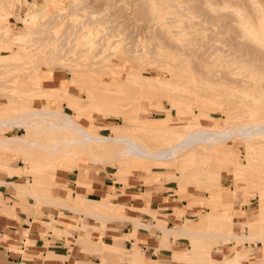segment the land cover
Listing matches in <instances>:
<instances>
[{
	"label": "rangeland",
	"instance_id": "obj_1",
	"mask_svg": "<svg viewBox=\"0 0 264 264\" xmlns=\"http://www.w3.org/2000/svg\"><path fill=\"white\" fill-rule=\"evenodd\" d=\"M19 1L0 0V25L5 24L8 28L7 32H0V55H4L0 58V126L8 119H16L38 109L58 108L72 114L78 124L94 135L109 136L118 128H125L128 137L150 150L161 152L195 129H221L227 125L244 124L241 119H249L250 122L264 119V92H254V88L248 90L249 96L255 94L259 98L256 100L239 96L232 80L227 81L230 87L226 86L224 79L229 63L235 72L236 64L221 61L225 57L221 56L223 51L229 53V50H234L224 44L228 33L221 31L224 28L218 18L231 15L229 11L233 9L235 12L234 8L238 5H242L246 14L253 17L249 0H246L249 9L245 0H205L208 4L202 0H163V3L153 0V6H148L145 0H75L79 3L73 9L69 8L71 0ZM259 2L264 6V0ZM214 6H218L219 11L228 12L221 14L217 10L218 15L214 10L216 7L212 8ZM31 9L36 12L26 17ZM57 9L68 14L67 17L48 21L51 14L58 12ZM212 12L214 16L217 12V18L211 19ZM232 18L229 16L226 20H233L234 23L237 18ZM49 22L52 23L49 25ZM78 24L82 25L80 30L77 29ZM74 30L79 32L74 35ZM64 32L70 37L76 36V39H66ZM87 33L90 35L84 38ZM221 34L225 35V39L221 38ZM50 36L59 37L65 44L64 38L67 40L68 46L63 45L58 57L65 56L72 62L64 58L65 62L61 59L64 64L59 63L61 57L56 56L58 61L55 58L45 61V57L42 58L45 52L37 49L40 56L36 49L33 51L32 47L42 41L38 39L45 41ZM89 38L95 42L94 47L82 44ZM34 41L36 43L33 44ZM69 42L75 43V46ZM59 47L58 50L61 49ZM67 47L74 48L70 51ZM220 48L225 49L221 52ZM226 48L229 50L226 51ZM81 49L84 51L81 52ZM76 52L79 53L77 56ZM71 54L77 57V62L74 57L75 62L68 56ZM247 73L252 76L250 80L255 87L256 84H264L263 70L256 74ZM237 75L231 74L233 78ZM169 77L173 81L177 77V83H169ZM38 80L40 89L36 84L37 90L33 83ZM29 86H32L30 90ZM242 112L244 118H240ZM13 135H20L26 143L17 147L12 144L0 147V173L23 181L11 182L17 188L18 198H32L35 204H53L59 210V219L51 217L46 223L54 234L68 235L79 231L78 237L90 238L87 220H93L95 227L91 228L101 233L107 222L136 220L124 215L125 210L133 207L127 208L120 203V196L132 180L142 184L139 186L141 191L146 188V192L141 194L143 198L149 197L151 189H169L178 201L187 200V206L176 210L180 223L170 229L182 227L199 231L201 237L206 233L202 239L180 233L164 234L165 226L156 218V212L141 210L155 221H137L152 225L144 228L151 232L160 228L162 243L169 246L172 240V243L183 241L188 245L183 251L188 256H174L175 260L185 264H210L209 257L216 264H223L225 260L237 264V253L243 250L246 253L243 264H257L259 259H263L264 264V135L253 137L251 141L239 136H220L212 143L190 144L180 149L176 158L156 160L137 156L118 143H110L103 149L82 145L70 148L57 146V143L67 141L77 133L56 130L45 124L0 128V139ZM248 142L254 144L251 161L248 160ZM64 153L69 157L66 154L67 158L62 161L60 157ZM142 158L149 163L140 160ZM236 164L242 166L243 172L233 171ZM59 165L72 172L75 168L79 185L88 186L93 175L105 177L110 184L105 196L111 193L110 200L114 205L99 207V202H108L86 197L84 202H79V194L73 198L69 196L67 201L54 198L51 186ZM19 166L20 174L10 176L9 172ZM120 185L123 187L117 189L116 186ZM57 200H65L69 206L56 205ZM74 200L75 206L70 205ZM188 210L191 215L187 214ZM66 212L72 216V220H67L73 222L70 225L61 222ZM99 212L112 220L95 217ZM60 224L70 227L69 230L64 226L60 230ZM132 224L134 226V222ZM228 232L232 236L227 239L207 235ZM86 240H83L84 245ZM76 242L79 243L78 240ZM228 244L233 245L231 251L228 254L220 252V246H231ZM74 261L67 264H74Z\"/></svg>",
	"mask_w": 264,
	"mask_h": 264
},
{
	"label": "crops",
	"instance_id": "obj_2",
	"mask_svg": "<svg viewBox=\"0 0 264 264\" xmlns=\"http://www.w3.org/2000/svg\"><path fill=\"white\" fill-rule=\"evenodd\" d=\"M13 136L19 137L20 135ZM12 145L18 146L15 143ZM140 160L149 163V160L145 158ZM61 166L56 168L54 183L51 186V193L54 198L59 197L67 200L69 196L73 198L79 194L81 200L79 202H84V197H86L90 200L107 201L109 205H114L110 200L111 193L105 196L109 190L108 186H110L105 177L93 175L88 186L87 184L79 185L76 182V178H78L76 169L73 168L72 172ZM9 180L23 183L20 178H12L4 172L0 173V264H67L73 259L75 260L74 264H185V262L174 259V256L177 257L176 255L188 256L187 253L183 252L188 246L185 245V242L172 243L170 240L169 246H167L161 241L162 230L160 228L151 232L150 229L144 228H150L152 225L148 226L146 223L137 221L138 219L154 223L155 219L150 214L141 212V210H150L156 212V218L162 222L161 224L165 228L174 227L175 224L180 223L181 218L177 216L176 210L182 209L188 203L187 200L178 201L175 193L169 189L166 191L151 189L149 197L143 198L141 194L146 192V188L141 191L139 186L142 184L130 180L131 183L125 188V193L123 195L119 193L121 195L120 203L127 208L133 207L131 210H125L124 215L136 220L111 221V217L100 212L102 217L98 218L111 222H107V227L101 233L98 229L91 228L95 227L93 220H87V230H89L91 237L86 238L91 241L85 243L87 245L85 246L83 240L86 238L78 237L79 231H73L72 234L68 235L54 234L46 223L50 221L51 217L58 220L60 217L59 210L49 204H35L32 198H18L17 188L11 183H6ZM116 187L121 189L123 186ZM55 202H59V200ZM120 203L116 205H121ZM73 204L75 206V200L70 205ZM189 212L188 210L187 214L191 215L192 213ZM71 218L72 216L66 212L61 222L70 225L73 222L67 220ZM133 222L136 231H134ZM63 226L60 224L59 229L62 230ZM64 228L69 230L70 227L64 226ZM179 228L182 227L171 229H174L176 233L195 238L200 235L199 231H189L183 228L186 231L183 232ZM237 237L245 238L241 235H237ZM98 240L101 241L93 242ZM232 247L233 245L228 247L221 245L219 250L228 254L227 252L231 251ZM251 248L255 247L251 246ZM237 254L240 259H245L246 253L243 250L238 251ZM216 256L219 257L220 255ZM208 261L210 264H216L215 260H211L209 257ZM262 262L263 259H259L257 264H263ZM223 264L236 263L225 260Z\"/></svg>",
	"mask_w": 264,
	"mask_h": 264
},
{
	"label": "bare ground",
	"instance_id": "obj_3",
	"mask_svg": "<svg viewBox=\"0 0 264 264\" xmlns=\"http://www.w3.org/2000/svg\"><path fill=\"white\" fill-rule=\"evenodd\" d=\"M71 1L72 2H70V3H72V4H70V5H72V6H70L69 8H72L73 6H76L77 3H79V1H77L76 3H75V0H71ZM203 1L207 3V1L202 0V2ZM26 2H27V0H26ZM51 2H52V0H51ZM145 2H146V4L148 6H153L154 5V1L153 0H145ZM157 2L158 3H163V0H158ZM228 2H230V1H228ZM246 2L247 1L245 0V3ZM248 3H250L249 6H251L250 12L251 13L253 12L252 14H254L253 17H249L246 14V9L244 7H241L242 5L241 6H239V5L238 6H235L236 7V8H234L236 10L235 12L232 11L233 9L232 10L230 9L231 12L229 11V13H231L232 16L230 14H228V15L227 14L226 15H221L223 12L225 14L228 11H226V10H225L226 12L223 11V10L222 11H219L220 8L217 9L218 6H214L212 8H215L216 7V9H214V10L215 11L218 10L221 13L220 14L221 15L220 18H218L219 21H221V23H220V24H222L221 27L224 28L221 31H223V33L226 31L228 33V37L226 39L224 37L225 35L223 36L221 34L222 35L221 38H224L225 39V41H224L225 43L222 41L224 39H221V41L225 45L226 44L229 45L230 48L231 49L233 48V50H234V52H233L232 50H229L228 49L229 50V53L228 52L225 53L223 51L225 48H223L222 50H221V48L219 49L221 52L223 51L222 53H224V54L221 53V56L223 55V57L225 56L224 59L226 58V60H224V59L221 60L223 58L222 57L220 60L221 61H232L234 64H236V65H234V70L237 69L236 72L233 71V69H231V65L232 64L230 65V63L228 62L229 63V66L228 67H230V68H227L228 70L226 69L225 72H224V79H225V82L227 84L226 86H230V85H228V82L227 81L228 80L229 81L232 80L231 82H233L234 83V86H235L233 88L237 91V93H238L239 96H242L244 98L246 97V98H248V100H256V99H259V98L255 94H252V95L249 96L247 94V91L254 88V92L262 93V92H264V84L259 83V84H256V87H255V83H253V81L250 80V78L252 76L251 75H247L248 74L247 72H250V73H253V74L255 73L256 74V72H258V71H260V72H262V70L264 71V6H262V4L259 2V0H249ZM19 4H20V1H19ZM219 4H221V3H219ZM32 5L34 6L35 4L32 2ZM247 6H248V4H247ZM249 6H248V9L250 8ZM44 7H45V4H44ZM78 7H79V4L77 5L76 8H78ZM209 7L210 6H208L207 9L210 11L211 10V7H210V9H209ZM227 8H228V6H227ZM204 9L206 10V8H204ZM228 10H229V8H228ZM35 12H36V10H34V9L33 10L31 9L30 11L28 10L27 11V14L25 16L26 17L32 16ZM217 12H215V16H216V13ZM219 12L217 13L218 15H219ZM213 13L214 12H212V16H210L211 19L212 18L213 19L214 18H217L218 15L215 17ZM67 15L64 14L63 11H60L59 12V10H58V12H56L55 14H51L52 17L50 16V18H48V21H49V19H51V21L58 19V21H59V18L64 19L63 17L66 18ZM229 16L231 18L233 16L235 18H237V19H235L236 21L234 23H232L233 20L232 21L230 20L231 22L227 21L226 18L227 17L229 18ZM89 17H90V15H89ZM206 17H207V14H206ZM234 17L232 19H234ZM27 20H29V19H27ZM45 23H46V25H48L47 24L48 23L47 21ZM51 23L49 22V25ZM56 23H57V21H56ZM56 23H54V24H56ZM79 23L81 24V20H80ZM80 24H78L79 27L77 25V29L79 28V30L81 29L80 26H82ZM2 31L3 32H7L8 31V28H7V26L5 24L0 25V32H2ZM77 31H75L74 35L77 34ZM221 31H220V33H222ZM71 32H73V31L71 30ZM227 33H226V35H227ZM64 34L67 35V36L65 35L66 36V39H69L70 36L67 33H65V32H64ZM80 35H78V36H80ZM89 35L90 34L87 33L83 37L84 38H87ZM58 38H56L55 36H53V37L50 36V38L48 37L46 39L47 41L45 40L46 42L44 41V39H38V41H41L42 40L41 43L37 42L38 45L36 44V47L34 48V46H33L32 49H33V51H34V49H36V52H38L39 50H42L41 52H45L44 53L45 55H43V53H42V55H43L42 58L45 57V61L46 60H53L54 58H55L54 60H57L56 57H58V55H60L59 54L60 53L59 51L62 50L63 45H65V47L68 46L67 45V40H65L64 37L63 38H64V41H66V44L64 42H62L61 40H59ZM70 38L71 39H73V38L76 39V36L75 37H70ZM75 39H73V41ZM57 40H59L60 43ZM35 41L33 42V44L36 43ZM222 42H221V44H222ZM70 43L71 42H69V44ZM93 43H95V42L92 41L91 38L85 39L82 42L83 45L89 46L88 48H91V46H93ZM72 44L73 43H71V45ZM74 44L72 46H75ZM58 47H59V49L60 48L61 49L58 50ZM221 47H223V46H221ZM73 48H68L67 50L70 49V51H71V50H73ZM88 48H86L87 49V52H88ZM37 49H38V51H37ZM66 49L64 51H67ZM92 50H93V48H92ZM228 50L226 48V51H228ZM82 51H84V49L83 50L81 49V52ZM99 51H102V50H99ZM81 52H80V56L82 54ZM28 53H31V52H28ZM77 53L78 52L75 53L76 56H77ZM32 55H33V53H32ZM38 55L41 56L40 53ZM33 56H35V55H33ZM61 56H59V57H61ZM68 56L70 58H72V59H73V57H74V59L77 58L76 56H72V54H71L72 57L70 55H68ZM229 56H231V57H229ZM0 58H4V55H0ZM37 58H39L40 60H42L41 57H38L37 56ZM64 58H65V56L61 57L59 63L65 62ZM78 58H80L79 55H78ZM61 59H63V62L61 61ZM68 59H66V60H68ZM74 59H73V61H74ZM57 61H56V63H58ZM69 61H71V59L68 60V62ZM75 61L77 62L76 59H75ZM228 63H227V65H228ZM223 69H225V68H223ZM229 69H231V70H229ZM127 73H130V72H127ZM232 73L238 74L237 77H234L233 78V76H231ZM171 74H172V71H171ZM170 77H171V75H170ZM170 77H169V83H172V82L173 83H177V81H176L177 77L174 78L175 79L174 81H176V82H174L172 80L173 78L171 79ZM256 81H257V79L255 80V82ZM34 84L35 85L37 84L38 87H39V89H40V81L39 80H38V82L33 83V85ZM178 84L180 85L181 84V81ZM37 85L35 86V88H37ZM30 87H32V86H29L28 87L29 90H30ZM35 88H33V90H35ZM227 88H229V87H227ZM26 90H27V88H26ZM37 90H38V88H37ZM244 112H242V115L240 116V118H244V117H242V116H244L243 115ZM248 117H249V115H248ZM241 120L243 121L244 124L237 125V126L227 125V126L221 128V129L216 128V129H213V130L206 129V128L195 129L193 132H191L190 135L184 137L183 140H181V141L173 144L170 148H167V149H165V150H163L161 152H155L153 150H150L144 144H142V143L134 140L133 138L128 137L125 134V128L124 129L123 128H120V129L118 128V130H116L117 132H115L114 134L109 135V136H97V135H94V134L90 133L85 127H83L80 124H78L77 120H75L73 118L72 114L65 113L61 109H58V108H55V109H44V108L43 109H38V110H35V111H33V112L29 113V114H23L19 118H16V119H8L5 122H2L0 128L6 127V126H13V125L14 126L15 125L16 126H22V127H29V126L36 127V126H40V125L45 124V125H47L49 127H52V128H54L56 130L66 129V130H72L73 132H76L77 133V136L69 137V140H67V141H61L60 144L57 143V146H59V145H64L65 146L66 145V147H69L70 148V147H73V146H80V145H82V146L94 147V148H97V149L98 148H102L103 149L105 147H109L107 145H109L110 143H118V144H121V145H125L130 150L131 153H134L137 156H141V157H145V158H153V159H166V158H172L173 159V158H176L177 157L178 152H179L180 149H185L190 144H193L194 145V144L203 143V142L212 143V142H215L216 139L218 137H220V136H225V137L239 136L242 139H247V140H250L251 141V139L253 137H258L259 135H264V119L263 120H256L255 122H250L251 120L249 121V119H246V121L243 120V119H241ZM12 143H17L20 146H22L26 142L25 141H22L20 136L19 137H17V136H15V137L14 136H9V137H6V138L4 137V138H1L0 139V145H1L0 147H2V148L9 147ZM247 144H248V148H249L248 160L251 161V159H252V157L250 156L252 154L251 148L253 147L254 144H251L250 142H248ZM256 148H257V146H256ZM65 152H66V149H65ZM66 154L67 153L62 154V156L60 157V159L67 158L65 156ZM67 155L69 157V154H67ZM180 163L183 164V161H180ZM179 167L181 169L183 168V167H181V165H179ZM23 168H24V166H23ZM19 169H21V166L15 167V170L14 171H10L9 172L10 173V176L12 174H20V171L21 170H19ZM28 169H30V168H28ZM242 170H243V168H242V166H240V164H236V166L233 168V171L234 172H243ZM24 171H25V169H24ZM12 181L13 180H9L8 183H11ZM50 201H52V199ZM64 201L65 200H63L61 202H56L57 203L56 205L60 204V205H63L64 207L69 206V204L66 203L67 200L65 202ZM51 205H53V204H51ZM98 205H99V207H103V208L104 207H112V205H109V204H107L105 202H99ZM94 216L95 217H100L101 214L99 212V213L95 214ZM179 230H181L183 232H186L183 228H179ZM163 231H164V234H173V233H176V232H174V229H169V228H164ZM211 232H213V230ZM205 234H203V235H205ZM203 235H202V237H204ZM207 235L209 237H212V238H224V239H227L229 236H232L229 232L228 233H209V234L207 233ZM235 235L236 234H233V236H235ZM202 237L200 235H198L196 237V239L197 238H201L202 239ZM162 238H164V237H162ZM89 241H91V240H87V242H89ZM100 241L101 240L93 241V242H100ZM176 256L178 258L184 257L182 255H176ZM236 261H237V264H243V262H244V260L243 259H240V258L239 259L236 258Z\"/></svg>",
	"mask_w": 264,
	"mask_h": 264
}]
</instances>
